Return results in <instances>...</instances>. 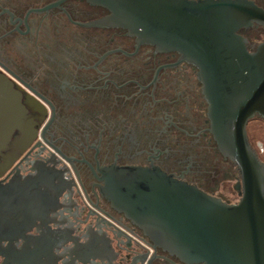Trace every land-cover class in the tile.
Returning <instances> with one entry per match:
<instances>
[{
    "label": "flooded vegetation",
    "instance_id": "obj_1",
    "mask_svg": "<svg viewBox=\"0 0 264 264\" xmlns=\"http://www.w3.org/2000/svg\"><path fill=\"white\" fill-rule=\"evenodd\" d=\"M109 14L86 0H0V65L6 68L0 66V72L10 77L27 110L8 149L1 151L0 178L15 181L43 168L56 172L34 189L37 207L44 209L48 194L64 188L54 220L61 234L79 238L62 246L75 248L76 258L100 254L94 246L78 245L91 237L104 239L103 232L111 236V222L122 230L124 246L112 243L111 262L105 264H185L154 250L143 232L111 207L101 192L104 169L156 166L231 204L240 200V174L209 131L196 68L181 61L178 52L137 46L122 28L86 26ZM242 34L250 52L264 41V27ZM233 180L235 201L218 193ZM95 224L102 229L94 232ZM41 232L48 236L45 229ZM64 237L55 242L40 238L25 247L21 242L19 257L34 252L41 255L38 260L60 261L69 252L61 247Z\"/></svg>",
    "mask_w": 264,
    "mask_h": 264
},
{
    "label": "water",
    "instance_id": "obj_2",
    "mask_svg": "<svg viewBox=\"0 0 264 264\" xmlns=\"http://www.w3.org/2000/svg\"><path fill=\"white\" fill-rule=\"evenodd\" d=\"M86 1L110 12L86 26L122 28L136 38L137 46L178 52L181 61L196 68L207 102L209 131L219 152L240 174V200L231 204L159 167L114 164L104 169L102 195L143 232L154 250L161 249L185 264H264V162L250 144L247 130L255 116L264 120V41L250 52L242 34L254 26L264 27V9L253 0ZM26 113L10 77L0 72V154L8 149ZM43 169L15 181L0 178V264H50L38 260L41 255L34 252L23 260L20 249L40 238L55 242L65 236L61 247L79 241L61 234V224L54 220L63 187L54 196L48 194L44 209L37 207L40 198L34 189L56 176ZM108 224L114 228L111 236L103 232L104 239L91 237L89 243L87 239L78 245L80 249L94 246L100 254L76 258L75 248L62 247L69 252L61 262L51 264L110 263L107 254L114 252L112 243L118 247L124 243L122 230ZM100 228L95 224L94 232ZM33 229L38 235L32 234ZM43 229L48 236L41 234ZM21 242L23 247L18 248Z\"/></svg>",
    "mask_w": 264,
    "mask_h": 264
},
{
    "label": "rangeland",
    "instance_id": "obj_3",
    "mask_svg": "<svg viewBox=\"0 0 264 264\" xmlns=\"http://www.w3.org/2000/svg\"><path fill=\"white\" fill-rule=\"evenodd\" d=\"M258 2L264 5V0H258ZM260 39L264 40V37ZM247 130L250 144L256 153L260 154L259 158L264 161V153H261L264 149V120L259 118L252 119L248 124ZM235 182V180L224 182L218 193L226 195L232 201L238 200L237 193L233 190Z\"/></svg>",
    "mask_w": 264,
    "mask_h": 264
}]
</instances>
